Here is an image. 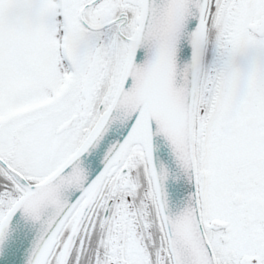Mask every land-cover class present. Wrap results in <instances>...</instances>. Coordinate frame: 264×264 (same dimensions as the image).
Returning <instances> with one entry per match:
<instances>
[{"label":"snow or ice","instance_id":"6c2138e0","mask_svg":"<svg viewBox=\"0 0 264 264\" xmlns=\"http://www.w3.org/2000/svg\"><path fill=\"white\" fill-rule=\"evenodd\" d=\"M0 264H264V0H0Z\"/></svg>","mask_w":264,"mask_h":264},{"label":"water","instance_id":"95a60500","mask_svg":"<svg viewBox=\"0 0 264 264\" xmlns=\"http://www.w3.org/2000/svg\"><path fill=\"white\" fill-rule=\"evenodd\" d=\"M158 155H161V157L164 159L165 163L169 164L172 167H175L172 164L171 158L167 155V153H158ZM98 167L97 171H99V168L102 167V164H99V160L97 161ZM187 185L186 184H177L173 181H169L167 184V191L169 194V200H170V205L173 211L179 210V208L183 204V198L187 190ZM34 235V230L31 229L30 226H23L20 231V237H21V243L23 248H27L29 244L31 243V240Z\"/></svg>","mask_w":264,"mask_h":264}]
</instances>
